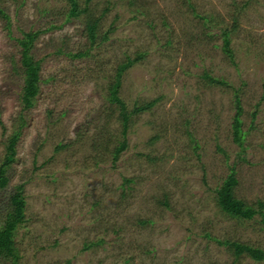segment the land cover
<instances>
[{"label":"rangeland","instance_id":"rangeland-1","mask_svg":"<svg viewBox=\"0 0 264 264\" xmlns=\"http://www.w3.org/2000/svg\"><path fill=\"white\" fill-rule=\"evenodd\" d=\"M78 1L100 18L94 41L67 0H0V163L26 123L0 189L1 226L23 185L19 257L0 264H264L220 242L264 251L262 216L231 217L216 199L233 174L237 198L264 204V0ZM30 30L40 87L23 110L19 38ZM139 53L118 95L129 111L154 103L131 115L114 159L123 128L109 88Z\"/></svg>","mask_w":264,"mask_h":264},{"label":"trees","instance_id":"trees-1","mask_svg":"<svg viewBox=\"0 0 264 264\" xmlns=\"http://www.w3.org/2000/svg\"><path fill=\"white\" fill-rule=\"evenodd\" d=\"M70 5V10L67 13L68 17H78L79 14L83 11L85 12V26L87 33L89 34L91 41H94L98 27L99 20L98 17H93L89 12L87 6L79 8L78 0H67ZM133 3V0L130 1ZM135 13L141 12V8L135 10ZM2 10L0 9V13ZM222 37H223V48L226 50L229 56L232 57V49H231V33L232 30L221 29ZM40 30L38 31H28L25 32L23 37L19 38V42L21 44L20 54H21V71L19 72L24 81V85L22 87V102H23V110H28L33 106L36 96L38 95L39 90V82H40V69H41V60L36 59L34 54L30 52L33 47V43L36 38L39 36ZM108 37L107 32L104 33L102 39L106 40ZM86 50L73 53V56H83ZM143 55L141 53L137 54L135 57H128L127 60L121 62L118 66V70L116 72V77L114 82L110 85V93H111V102H114L118 105L120 109V119L122 120V133L123 140L119 141L118 145L114 149V159H117L120 153L123 152L128 147V137L127 130L128 125H130V117L135 112L142 111L147 109L154 102H150L146 105H141L137 108L134 107L133 110L129 111L126 106V102L118 95V88L121 85V76L123 74V70L140 59ZM211 83H219L227 85L226 81L220 80L218 78L212 77L209 73H206ZM235 116L233 119L234 127V139L240 140L241 137V129L240 126V113L242 111V105L240 101V97L238 94L235 95ZM22 115V114H21ZM20 115V116H21ZM23 118V116H21ZM26 123L23 121L18 124L13 132L9 135V138L6 143V153L4 155V159L2 163H0V189L7 186L10 177L8 175V171L12 162L16 160L17 153V144L19 141L20 134L22 133V127ZM237 183V179L233 174H229L224 183L217 190V204L220 207L221 211L231 217L236 218H249L253 219L256 214H260L262 216V222L264 223V204L259 202V208L250 207L246 204L241 198H237L233 192V186ZM25 197L23 194V185L17 184L16 190L13 191L9 197V200L5 203L6 213L4 215V222L0 226V260H13L16 262L19 257L18 247L15 244V237L17 234V228L20 224L25 221ZM221 243H228L235 251V254L238 256L242 252H246L252 258L256 260L264 259V251L260 248H255L248 243L245 242H237V241H220Z\"/></svg>","mask_w":264,"mask_h":264}]
</instances>
